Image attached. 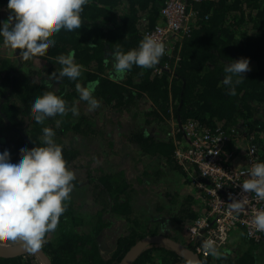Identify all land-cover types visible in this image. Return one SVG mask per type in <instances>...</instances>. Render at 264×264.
Returning <instances> with one entry per match:
<instances>
[{
    "label": "trees",
    "instance_id": "obj_1",
    "mask_svg": "<svg viewBox=\"0 0 264 264\" xmlns=\"http://www.w3.org/2000/svg\"><path fill=\"white\" fill-rule=\"evenodd\" d=\"M167 1L90 0L81 12L80 29L67 31L62 28L52 34L56 41L54 47L25 57L39 58L55 65L50 68V75L62 67L56 57L75 51V61L83 66L81 77L77 80L64 77L57 81L56 87L51 83L52 89L44 86L46 79L39 80L33 73L17 74L21 65L1 57L0 122L11 135L7 143H0V148L8 146L12 157L18 158L21 144L29 149L44 146V127L54 130L53 139L59 145V137L70 131L80 136L99 133L91 128L92 121L86 114L76 119L69 111L64 116L47 118L43 124H37L32 116L33 100L44 92L54 91L69 108L76 107V103L82 101L76 84L83 86L98 80L99 86L93 95L99 103L104 102L114 109L135 107L137 101L146 98L152 107L146 115L161 122H167L166 118L177 124L194 123L198 129L210 131L235 127L239 118L249 122L256 127L257 137L253 142L258 145L259 162H264V143L258 139L264 128V0H182L186 14H192V26L187 33L179 32L168 39L169 54H164L153 68L133 66L123 80L110 77L113 53L118 48L124 52L138 48L146 33L164 22L160 12ZM2 13L9 15L7 0H0V21H3ZM5 48L7 46L0 37V54ZM8 48L14 55H23L20 49ZM240 58L249 59L251 70L244 74L245 80L236 87V95L230 96L221 82L224 67ZM155 68L161 70L154 72ZM83 103L87 104L86 101ZM123 110L129 111L128 108ZM255 116H258L257 120L252 121ZM259 116L262 117L259 119ZM166 131L167 127L162 138L135 131L131 133V140L142 154L164 159L184 174L174 162L175 146ZM176 136L182 138L181 133ZM62 154L67 167L73 171L72 164L78 153L62 147ZM89 182L97 189L95 197L101 198L102 209L95 212L94 224L88 231H78L74 229L82 227L85 221L75 215L71 199L66 202L67 209L56 227L58 236L55 242L48 241L47 233L41 248L52 264H119L139 240L149 235L138 231L139 221L129 217L135 212L130 204L135 190L122 171H103L97 179ZM72 183L75 189L84 181L75 176ZM109 214L116 219V216L125 217L129 228L117 237L113 253L107 259L101 253L98 238L111 225ZM185 217L193 220L195 214L180 215L175 220L184 222ZM155 234L156 229L152 235ZM157 250L160 264H191L175 251L157 244L146 247L132 264H155L152 255ZM200 259L204 264H211L209 258ZM0 264L41 263L34 254L26 253L12 258L0 257ZM217 264H255V259L246 252L237 259H221Z\"/></svg>",
    "mask_w": 264,
    "mask_h": 264
},
{
    "label": "clouds",
    "instance_id": "obj_2",
    "mask_svg": "<svg viewBox=\"0 0 264 264\" xmlns=\"http://www.w3.org/2000/svg\"><path fill=\"white\" fill-rule=\"evenodd\" d=\"M89 2L7 0L9 15L6 21H0L3 44L11 49L22 50L24 57L42 53L49 46H55L52 34L62 28L67 31L81 28V12ZM165 51L162 41L152 35H145L138 48L127 52L118 48L113 53L114 75L118 80H123L133 66L153 68ZM56 60L62 67L44 81L46 88L52 89L49 82L52 80L60 81L64 77L77 80L81 77L83 66L75 61L74 50L67 55H59ZM105 63H108L107 59ZM249 64L248 58H240L225 65L221 82L228 95H236V87L245 80L244 74L251 70ZM98 86V80L83 86L76 84L80 99L87 102L89 112L101 106L93 95ZM69 111L73 116L79 115L75 106L69 108L66 101L54 91L44 92L35 97L32 103V116L37 124H43L50 117L64 116ZM42 132L44 146L29 149L27 145L21 144L18 158L12 157L8 146L0 148V242L18 243L21 248L33 252L40 250L46 242V234L56 229L59 218L67 209L66 202L70 199L72 182L75 180L74 172L67 167L63 158L62 146L53 139L54 130L44 127ZM246 175L248 179L240 184L243 192L254 193L257 199L264 200V162L252 164ZM219 188L221 186H217ZM244 203L247 200L235 201L230 203V207L239 212ZM251 223L257 231L264 232V210H257ZM166 229V223L162 224L161 230ZM202 247L214 257H223L228 252L227 249L218 251L215 241L211 239L205 240Z\"/></svg>",
    "mask_w": 264,
    "mask_h": 264
},
{
    "label": "rangeland",
    "instance_id": "obj_3",
    "mask_svg": "<svg viewBox=\"0 0 264 264\" xmlns=\"http://www.w3.org/2000/svg\"><path fill=\"white\" fill-rule=\"evenodd\" d=\"M2 18L3 21H6L8 17L5 13H2ZM1 57L10 59L15 65H21L17 74L33 73L39 80L49 79V70L55 66L39 58L26 59L23 55H14L8 47L5 48L4 53L0 54ZM113 70L112 64L110 77L118 81ZM49 82L56 87L57 81L52 80ZM100 105L95 111L89 112L88 104L83 103V101L76 103V108L79 111L76 119L80 115L86 114L92 121L91 128L99 130V133L80 136L70 131L59 137L62 147L72 151L75 150L78 153L77 159L72 164L73 172L76 177L84 181L82 186L73 188L70 193L75 215L82 217L85 221L82 227L74 230L88 231L94 224L92 218L95 212L102 209L101 198L95 197L97 189L93 188V183L89 182L90 179H97L103 171L106 173L122 171L135 190L130 203L135 212L129 217L139 221L138 231H145L149 234L148 236H151L155 229V235L169 238H177L176 235H178L182 244L187 246V226L192 220H187L186 217L184 222L175 220V217L180 215L181 210L184 211L183 216L191 212V208L189 209L191 203L187 199L188 195L182 190L184 185L180 183L182 178L179 180L180 176L175 174L172 165L166 160L146 158L131 140V133L135 131L162 138L166 127V132H168L166 136H176L174 135L176 124L172 119L165 118L167 122H161L156 120L154 116L149 118L146 114L152 110V107L146 98L137 101L135 107H123L124 109L128 108L129 111L123 110V108H111L110 105L108 106L104 102H101ZM257 117L255 116L251 120H257ZM261 117L259 116V119ZM235 126L244 131V137L236 144L238 148H243L249 143V139L254 140L257 137L256 127L250 125L249 122L239 118ZM10 135L11 133L0 122V143H7ZM258 137L264 143V128L260 131ZM111 216L109 214L111 225L105 228L98 238L101 253L107 259L113 253L117 237L129 228L125 217H117L118 219H116ZM165 223L167 229L162 231L161 225ZM57 236L58 231L55 229L49 233L48 241L54 243ZM237 238V234L233 233L229 239L230 243L236 242ZM13 245L15 244L5 242V245L0 246ZM245 250L246 247L242 246L240 252L232 250L231 255L238 258ZM250 254L253 255L255 264H264V240L256 245H252L250 242ZM152 261L155 264H160L158 250L153 253Z\"/></svg>",
    "mask_w": 264,
    "mask_h": 264
},
{
    "label": "built area",
    "instance_id": "obj_4",
    "mask_svg": "<svg viewBox=\"0 0 264 264\" xmlns=\"http://www.w3.org/2000/svg\"><path fill=\"white\" fill-rule=\"evenodd\" d=\"M160 14L164 22L146 35L162 41L165 54L168 55V39L190 30L192 14H186L182 0H168ZM160 70L155 68L154 72ZM174 124V135H182V142L175 146L173 152L174 162L182 169L186 180L205 199L207 208L187 226L188 246L200 258L208 259L212 255L202 247L208 239L215 241L218 251L225 249L233 233L243 236L248 242H261L264 232L257 231L251 221L257 210H264V200L257 199L254 193H244L240 186L248 179L246 173L252 164L259 162L257 143L249 139L243 148L233 149L232 144H238L244 137V131L238 126L210 131L200 130L194 123ZM217 186L221 188L217 189ZM244 200L247 203L243 204L242 210L237 212L231 209L230 203Z\"/></svg>",
    "mask_w": 264,
    "mask_h": 264
},
{
    "label": "water",
    "instance_id": "obj_5",
    "mask_svg": "<svg viewBox=\"0 0 264 264\" xmlns=\"http://www.w3.org/2000/svg\"><path fill=\"white\" fill-rule=\"evenodd\" d=\"M152 244L168 247L191 264H204L200 257L196 255L191 249L187 248L181 243L159 235L149 236L139 240L125 254L119 264H132L136 260V258L142 253V251ZM26 253L34 254L41 264H52L50 259L42 252L41 249L36 252L25 250L21 248L18 243L13 246H0V257L3 258H12Z\"/></svg>",
    "mask_w": 264,
    "mask_h": 264
},
{
    "label": "crops",
    "instance_id": "obj_6",
    "mask_svg": "<svg viewBox=\"0 0 264 264\" xmlns=\"http://www.w3.org/2000/svg\"><path fill=\"white\" fill-rule=\"evenodd\" d=\"M150 105H151V103H150ZM171 138L173 140V145L174 146H176V145H178L179 143L182 142V138H179L178 136H171ZM232 145H233L232 146L233 149L238 150V147L236 145H234V144H232ZM139 152H140V150H139ZM143 155H145V154H143ZM145 156H146V158L149 157L148 155H145ZM149 158H151V157H149ZM173 169H174L175 174L177 176H180L179 180H181V178H182V180L180 181V183H182V185H184L182 190H184L186 192V194L188 195L187 199L191 203V207H189V209L191 208V212L190 213H194L195 214V218H196L197 216L203 214L206 211V209H207L206 208L205 199L203 197H201V195H199V193L190 184V182L188 180H186V176L182 172L176 171V169L174 167H173ZM123 171L125 172V170H123ZM126 179H127V177H126ZM183 214H184V211L181 210L180 211V215L183 216ZM116 217H118V216H116ZM195 218H193V219H195ZM151 236H155V235H151ZM159 236H161V235H159ZM176 236H177V238L176 237H170V238L167 237V238L182 244V241H181L180 237L178 235H176ZM147 237H149V236H147ZM158 246H162V245H158ZM242 246L246 247V250L243 253L247 252L250 255V242L246 241L243 238V236L239 235L236 242L230 243V241H229V243L226 245L225 249H227L228 252H227V254L225 256H223V257H214V256H212V257L209 258V260H210L211 264H217V262L220 261L221 259H226V260H228V259H237V258L232 257V255H231L232 252L231 251L232 250H237L238 252H240ZM225 249L220 250V252H224Z\"/></svg>",
    "mask_w": 264,
    "mask_h": 264
}]
</instances>
